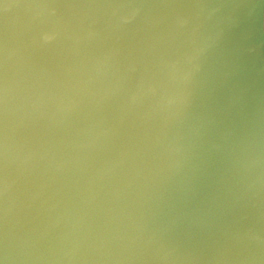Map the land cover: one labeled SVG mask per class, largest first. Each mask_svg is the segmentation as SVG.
Here are the masks:
<instances>
[{"label": "water", "instance_id": "95a60500", "mask_svg": "<svg viewBox=\"0 0 264 264\" xmlns=\"http://www.w3.org/2000/svg\"><path fill=\"white\" fill-rule=\"evenodd\" d=\"M0 264H264V0H0Z\"/></svg>", "mask_w": 264, "mask_h": 264}]
</instances>
